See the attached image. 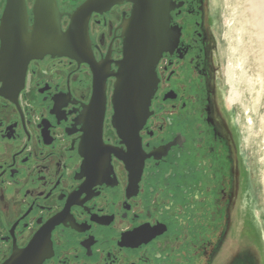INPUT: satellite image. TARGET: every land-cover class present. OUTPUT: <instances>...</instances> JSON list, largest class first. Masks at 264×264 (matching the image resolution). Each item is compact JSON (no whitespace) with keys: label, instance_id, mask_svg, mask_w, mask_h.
Here are the masks:
<instances>
[{"label":"flooded vegetation","instance_id":"obj_1","mask_svg":"<svg viewBox=\"0 0 264 264\" xmlns=\"http://www.w3.org/2000/svg\"><path fill=\"white\" fill-rule=\"evenodd\" d=\"M24 1L31 32L36 0ZM86 1L56 0L63 31ZM173 5L138 132L113 123L130 2L91 15L92 64L46 55L23 83L0 75V264H264L217 10Z\"/></svg>","mask_w":264,"mask_h":264},{"label":"water","instance_id":"obj_2","mask_svg":"<svg viewBox=\"0 0 264 264\" xmlns=\"http://www.w3.org/2000/svg\"><path fill=\"white\" fill-rule=\"evenodd\" d=\"M124 1L133 4L124 32V58L119 63L112 98L114 126L119 132H138L150 115L152 97L157 88L156 67L170 47L169 24L173 0H87L68 17L71 23L63 31V14L56 0H36L35 23L29 32L24 0H9L7 38L0 58V75L23 83L30 61L46 55L67 57L92 64L88 22L91 15L109 11ZM103 79L101 91L104 94Z\"/></svg>","mask_w":264,"mask_h":264},{"label":"bare ground","instance_id":"obj_3","mask_svg":"<svg viewBox=\"0 0 264 264\" xmlns=\"http://www.w3.org/2000/svg\"><path fill=\"white\" fill-rule=\"evenodd\" d=\"M230 1L237 24V28L235 29L240 39L237 38L235 40L232 29L226 34L225 38L228 41L232 39L236 41L237 49L239 51L241 50L244 55L243 61L246 64V68L236 78V73L232 68L233 66L228 67L226 73L229 86L228 100L232 105L235 103L239 105L244 99V91L241 88L245 86L251 95L249 99L250 108L255 110L260 100L264 98V0ZM231 50H234V48L231 47ZM253 67L255 72H253L252 76L249 75V72ZM254 94H256L255 97ZM239 117L238 124L242 134L241 147L244 150L248 141V133L246 134L242 130ZM262 184L264 188V181Z\"/></svg>","mask_w":264,"mask_h":264},{"label":"rangeland","instance_id":"obj_4","mask_svg":"<svg viewBox=\"0 0 264 264\" xmlns=\"http://www.w3.org/2000/svg\"><path fill=\"white\" fill-rule=\"evenodd\" d=\"M212 4L217 10L216 16L220 26V34L224 36L225 39L222 42L225 52L223 65L226 69L233 66L232 68L237 78L238 74L246 68V64L243 61V53L236 47L235 40L238 38V33L235 29L237 28V24L233 15L231 1L212 0ZM231 29L234 32L233 37H235V40L232 39L228 41L225 36ZM238 39H240V37ZM231 47H233L234 50H231ZM253 72H255L254 67L250 69L249 75L253 76ZM241 89L244 91V99L239 105L237 103L234 105L237 116H240L242 130H244L246 134L248 133V141L244 150L253 181L254 202L257 204L258 210H261L260 220L262 221V226H264V188L262 184L264 181V98L258 103L257 109L252 110L250 108L249 99L251 95L249 91L245 86H242ZM255 96L256 94H254V97ZM229 104L232 105L230 102Z\"/></svg>","mask_w":264,"mask_h":264}]
</instances>
